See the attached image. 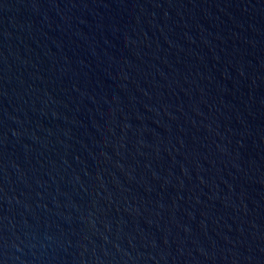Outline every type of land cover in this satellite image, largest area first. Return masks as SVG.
<instances>
[{"label": "water", "instance_id": "1", "mask_svg": "<svg viewBox=\"0 0 264 264\" xmlns=\"http://www.w3.org/2000/svg\"><path fill=\"white\" fill-rule=\"evenodd\" d=\"M0 264H264V0H0Z\"/></svg>", "mask_w": 264, "mask_h": 264}]
</instances>
